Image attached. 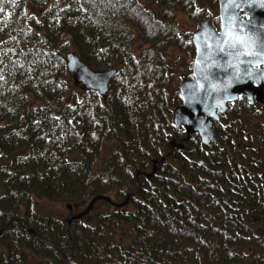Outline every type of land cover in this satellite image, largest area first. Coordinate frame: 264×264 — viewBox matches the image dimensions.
I'll return each mask as SVG.
<instances>
[{"label": "trees", "instance_id": "obj_1", "mask_svg": "<svg viewBox=\"0 0 264 264\" xmlns=\"http://www.w3.org/2000/svg\"><path fill=\"white\" fill-rule=\"evenodd\" d=\"M197 3L0 0V264H264V101L230 104L209 146L174 124L167 55L195 54L176 19L199 21ZM71 43L117 70L106 99L69 83ZM109 194L94 222L73 219ZM42 201L89 204L63 220Z\"/></svg>", "mask_w": 264, "mask_h": 264}, {"label": "water", "instance_id": "obj_2", "mask_svg": "<svg viewBox=\"0 0 264 264\" xmlns=\"http://www.w3.org/2000/svg\"><path fill=\"white\" fill-rule=\"evenodd\" d=\"M229 4L230 0H218L219 31L210 19H205L201 22L199 31L193 34L192 42L196 52L193 79L182 82L179 89L182 104L174 112L175 126L178 129L184 128L188 139L198 134L201 142L206 146L218 142L219 137L214 123L221 121V117L229 111L230 104L238 102L241 97L251 105L264 101V78L253 77L239 83H229L233 78V69L227 66L230 58L217 53L214 39L209 38L214 33L221 32L223 18L233 12ZM245 12L248 15H245ZM249 17L252 18L251 24L255 26L252 30L264 32V28L260 27L264 25L262 0H255L253 7H246L243 12H239V19L249 21ZM206 45L208 47H205ZM66 66L75 85L81 86L83 90L95 91L103 98H107L110 83L116 76L117 70L94 71L73 51L66 55ZM243 67L241 65V68ZM172 145L183 148V145H177L176 142H172ZM99 201L111 203L110 198L98 196L91 201L85 212L73 219L77 220L88 215Z\"/></svg>", "mask_w": 264, "mask_h": 264}, {"label": "rangeland", "instance_id": "obj_3", "mask_svg": "<svg viewBox=\"0 0 264 264\" xmlns=\"http://www.w3.org/2000/svg\"><path fill=\"white\" fill-rule=\"evenodd\" d=\"M144 1L147 2L148 0H144ZM151 2L153 1H150V3ZM197 7H198V10L200 9L204 10L202 15L200 16L199 21L197 20L192 21L183 13H179V15L177 16L176 23L178 22V29L182 33L183 38L186 40L193 38V34L199 31L200 24L205 19H210L213 26L218 31L220 29V20H218L219 19L218 0H198ZM29 9H30L31 14L39 18L40 13H41L40 8L29 7ZM144 48H145V45L138 44L136 47V54L140 53ZM70 50L75 52V49L72 46V43L70 44ZM195 55H196V52L193 55L190 52V49L187 50L185 48H179V47H172L168 51L167 61L171 66H173V69L175 71V76L170 86V98L173 99L175 94L179 92L180 86L184 80L190 81L193 79V78H190V76H192V73H193V64H194ZM69 81H70L69 83H72L73 85V80L70 79ZM80 87L76 86V88L78 89L82 88ZM181 104H182V101H181ZM181 104L179 106H181ZM244 116H245V119H244L245 122L251 119L249 116H246V115ZM252 123H253L252 125L253 132L257 136L259 132L262 131V127L260 126H263L264 118L262 120H259V121L257 120L256 122H252ZM245 128L246 127H243V129ZM114 147L115 145L113 143L107 144L104 150V154L102 158L103 160L110 155ZM107 197L113 198V194H109L107 195ZM88 204L89 202L85 203L83 206L78 205V204L69 206L63 203H51L48 201H42L38 209H39L40 215H42L43 217H54L57 219L65 220V219H69L70 215L72 214L82 212L87 207ZM69 208H71L72 210H70ZM109 209L110 208H108L105 204L97 205L96 208L94 206L88 220L94 222L97 219L98 215L105 213ZM5 253H6L5 247L0 245V257L4 256ZM36 260H39V258Z\"/></svg>", "mask_w": 264, "mask_h": 264}, {"label": "snow or ice", "instance_id": "obj_4", "mask_svg": "<svg viewBox=\"0 0 264 264\" xmlns=\"http://www.w3.org/2000/svg\"><path fill=\"white\" fill-rule=\"evenodd\" d=\"M254 4L255 0H230L229 6L233 12L223 18L221 32L209 37L214 39L215 51L230 58L227 66L233 69V78L229 83H239L253 77L264 78V67H262L264 66V32L252 30L255 26L251 24V17L249 21L239 19V12H243L246 7H253ZM3 11V7L0 6V12ZM244 14L248 15L247 12ZM260 27L264 28V25ZM245 29L249 30L245 31ZM241 65L244 67L241 68ZM12 68H16L15 63ZM4 80V72L0 68V81Z\"/></svg>", "mask_w": 264, "mask_h": 264}, {"label": "flooded vegetation", "instance_id": "obj_5", "mask_svg": "<svg viewBox=\"0 0 264 264\" xmlns=\"http://www.w3.org/2000/svg\"><path fill=\"white\" fill-rule=\"evenodd\" d=\"M1 232V231H0ZM1 234V233H0Z\"/></svg>", "mask_w": 264, "mask_h": 264}]
</instances>
